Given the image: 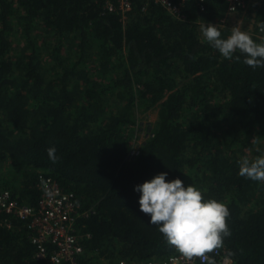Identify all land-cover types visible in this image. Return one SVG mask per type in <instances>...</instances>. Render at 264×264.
<instances>
[{"label": "trees", "instance_id": "1", "mask_svg": "<svg viewBox=\"0 0 264 264\" xmlns=\"http://www.w3.org/2000/svg\"><path fill=\"white\" fill-rule=\"evenodd\" d=\"M129 2L120 14L105 0H0V190L35 207L46 172L79 206L77 264H139L179 253L133 192L167 172L229 208L219 249L264 264V182L239 175L242 159L264 155V69L225 60L202 38L227 0H172L184 19L154 0ZM248 7L254 28L264 25V0ZM155 107L128 160L138 113ZM0 218V264H43L28 220Z\"/></svg>", "mask_w": 264, "mask_h": 264}, {"label": "clouds", "instance_id": "2", "mask_svg": "<svg viewBox=\"0 0 264 264\" xmlns=\"http://www.w3.org/2000/svg\"><path fill=\"white\" fill-rule=\"evenodd\" d=\"M200 33L223 59L240 61L243 58V63L253 71L264 69V42L256 41L246 31L234 26L225 37L217 25L204 22L200 25ZM46 151L55 162V147ZM239 175L264 182V155L254 160L242 159ZM167 176V172H160L133 186V192L139 194L138 209L149 216L148 223L157 226L180 254L189 259L206 257L231 235L227 224L229 208L215 199H205L202 191L193 185L185 186L179 178L167 180Z\"/></svg>", "mask_w": 264, "mask_h": 264}, {"label": "built area", "instance_id": "3", "mask_svg": "<svg viewBox=\"0 0 264 264\" xmlns=\"http://www.w3.org/2000/svg\"><path fill=\"white\" fill-rule=\"evenodd\" d=\"M250 1L256 0H227L226 14L213 24L219 29L228 27L231 17H236L249 9ZM154 2L160 3L172 16L178 19L185 18L180 6L174 4L172 0H154ZM129 6V0H105L104 5L108 12L118 11L120 14H124ZM251 15L253 16V13ZM256 26V28L254 25L248 27L246 32L264 42V25L257 24ZM141 140L136 141L129 150L128 160L133 161L139 155ZM38 186L41 194L35 207L19 203L7 189L0 190V213L13 214L16 218L28 220L31 242L36 249L34 258L42 260L43 264H77L78 256L83 253V246L74 233L76 217L80 213L79 206L73 194L64 191L46 172L38 173ZM4 225H6V220L0 218V226ZM209 260L214 264H235L222 249L208 253L206 257L189 259L180 253H175L163 260L147 259L139 264H198ZM117 264L126 263L120 261Z\"/></svg>", "mask_w": 264, "mask_h": 264}, {"label": "rangeland", "instance_id": "4", "mask_svg": "<svg viewBox=\"0 0 264 264\" xmlns=\"http://www.w3.org/2000/svg\"><path fill=\"white\" fill-rule=\"evenodd\" d=\"M255 2V1H254ZM251 9L242 12L240 15H236L234 17V23L237 24V27L240 28L243 31H246L248 27L251 25ZM213 24V22H210ZM157 111L158 108H152L144 113H138V119H137V126H135L134 134L137 135L136 138L133 137V139H137V141H140L143 139L146 135V127L149 123L154 122L157 119ZM255 148H252L251 152H254Z\"/></svg>", "mask_w": 264, "mask_h": 264}, {"label": "crops", "instance_id": "5", "mask_svg": "<svg viewBox=\"0 0 264 264\" xmlns=\"http://www.w3.org/2000/svg\"><path fill=\"white\" fill-rule=\"evenodd\" d=\"M253 25V22H251V25L250 26H252ZM237 27V24H235L234 23V17H231V19H230V22H229V25H228V28L230 29V31L232 30V27ZM231 33V32H230ZM260 40V39H259ZM261 41V40H260ZM263 42V41H262Z\"/></svg>", "mask_w": 264, "mask_h": 264}]
</instances>
